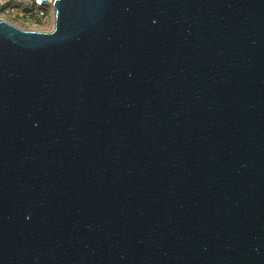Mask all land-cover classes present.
<instances>
[{
	"label": "water",
	"instance_id": "obj_1",
	"mask_svg": "<svg viewBox=\"0 0 264 264\" xmlns=\"http://www.w3.org/2000/svg\"><path fill=\"white\" fill-rule=\"evenodd\" d=\"M0 20V264H264V0H55Z\"/></svg>",
	"mask_w": 264,
	"mask_h": 264
},
{
	"label": "built area",
	"instance_id": "obj_2",
	"mask_svg": "<svg viewBox=\"0 0 264 264\" xmlns=\"http://www.w3.org/2000/svg\"><path fill=\"white\" fill-rule=\"evenodd\" d=\"M55 0H0V20L19 28L44 31L53 17ZM53 28V27H52Z\"/></svg>",
	"mask_w": 264,
	"mask_h": 264
},
{
	"label": "rangeland",
	"instance_id": "obj_3",
	"mask_svg": "<svg viewBox=\"0 0 264 264\" xmlns=\"http://www.w3.org/2000/svg\"><path fill=\"white\" fill-rule=\"evenodd\" d=\"M54 24V20L53 17L50 19V21L48 22L47 26L45 27V29H43L44 31H50L53 27ZM26 29H32L30 27H25Z\"/></svg>",
	"mask_w": 264,
	"mask_h": 264
}]
</instances>
